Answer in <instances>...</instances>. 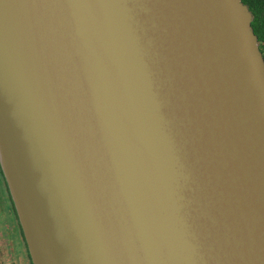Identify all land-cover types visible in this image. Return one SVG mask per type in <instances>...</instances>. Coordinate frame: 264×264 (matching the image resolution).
<instances>
[{
  "label": "water",
  "instance_id": "water-1",
  "mask_svg": "<svg viewBox=\"0 0 264 264\" xmlns=\"http://www.w3.org/2000/svg\"><path fill=\"white\" fill-rule=\"evenodd\" d=\"M242 0H0V167L32 264H264V58Z\"/></svg>",
  "mask_w": 264,
  "mask_h": 264
},
{
  "label": "flooded vegetation",
  "instance_id": "flooded-vegetation-1",
  "mask_svg": "<svg viewBox=\"0 0 264 264\" xmlns=\"http://www.w3.org/2000/svg\"><path fill=\"white\" fill-rule=\"evenodd\" d=\"M0 206L2 207L3 214H4L3 220H6L10 224L8 234L11 236L10 233L12 232V230H11L12 222H14V224L16 223V226L18 227V229L20 231L21 238H22V241L24 243L25 254H26L24 264H32V261H31V258H30V255H29V252L27 249V245H26V242L24 239V235H23L20 223H19V219H18L16 210L14 208V205H13V202H12L6 181L4 179L1 167H0ZM7 217H8V219H6ZM10 218H12V220ZM12 229H13V227H12ZM14 245H15V241H14ZM14 252H15V254L13 257L11 255L12 259H10L11 261L8 264H23L22 263L23 259H22L21 255L19 254L16 247H15ZM0 258H2V257H0ZM0 264H3L2 260H0ZM4 264H7V263H4Z\"/></svg>",
  "mask_w": 264,
  "mask_h": 264
},
{
  "label": "rangeland",
  "instance_id": "rangeland-1",
  "mask_svg": "<svg viewBox=\"0 0 264 264\" xmlns=\"http://www.w3.org/2000/svg\"><path fill=\"white\" fill-rule=\"evenodd\" d=\"M3 210L2 207L0 206V260H2V263H9L14 256L15 252V247L17 248L19 254L21 255L23 259V264L25 263V250H24V243L21 238L20 231L18 227L16 226V223L12 222L11 225V230L12 232L10 233L11 236L8 234L10 224L6 221L3 220ZM8 219V217L6 218ZM12 220V218H10ZM13 227V229H12ZM13 236V237H12ZM15 241V245H14ZM12 255V257H11Z\"/></svg>",
  "mask_w": 264,
  "mask_h": 264
},
{
  "label": "trees",
  "instance_id": "trees-1",
  "mask_svg": "<svg viewBox=\"0 0 264 264\" xmlns=\"http://www.w3.org/2000/svg\"><path fill=\"white\" fill-rule=\"evenodd\" d=\"M252 14L251 26L260 44L264 58V0H242Z\"/></svg>",
  "mask_w": 264,
  "mask_h": 264
}]
</instances>
